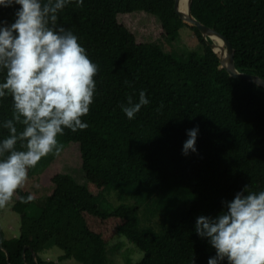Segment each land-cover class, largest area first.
I'll return each mask as SVG.
<instances>
[{"label": "trees", "instance_id": "obj_1", "mask_svg": "<svg viewBox=\"0 0 264 264\" xmlns=\"http://www.w3.org/2000/svg\"><path fill=\"white\" fill-rule=\"evenodd\" d=\"M176 1L83 0L58 14V25L78 37L98 69L93 103L82 118L88 127L60 136L61 145L79 146L86 184L51 176L54 187L39 216L30 213L35 197L19 189L8 204L20 216V234L8 239L0 226V264H107L118 234L144 253L130 264H207L215 250L195 233L196 218L216 216L245 186L264 190V88L222 69L200 31L182 21ZM18 7L0 8V21L13 22ZM192 14L230 41L238 71L264 79V0H193ZM183 28L200 44L186 61L156 45L178 41ZM141 90L150 103L129 120L120 105L129 96L138 101ZM11 118L6 96L0 123ZM195 127L197 152L184 156L186 133ZM7 135L0 127V139ZM172 185L194 201L162 232L141 230L137 207L103 211L97 202L108 188L123 187L155 192L153 202ZM29 194L33 199L22 203ZM54 246L63 251L58 260L43 259Z\"/></svg>", "mask_w": 264, "mask_h": 264}, {"label": "clouds", "instance_id": "obj_2", "mask_svg": "<svg viewBox=\"0 0 264 264\" xmlns=\"http://www.w3.org/2000/svg\"><path fill=\"white\" fill-rule=\"evenodd\" d=\"M72 3L82 6L83 0H0V8L19 6L13 22L0 21V99L12 100V118L0 123L8 132L0 139V207L24 186L29 169L60 154L57 138L65 129L88 127L82 118L93 103L97 65L78 37L57 23ZM149 103L141 90L138 101L129 96L120 108L131 120ZM198 134V127L187 131L182 155L197 152ZM20 199L27 203L33 196ZM222 204L216 216L196 218L195 233L215 250L207 264H264V190L245 186Z\"/></svg>", "mask_w": 264, "mask_h": 264}, {"label": "rangeland", "instance_id": "obj_3", "mask_svg": "<svg viewBox=\"0 0 264 264\" xmlns=\"http://www.w3.org/2000/svg\"><path fill=\"white\" fill-rule=\"evenodd\" d=\"M179 37V40L174 43L164 39L158 40L156 45L165 53L174 54L186 61L190 51L198 50L200 44L190 29L183 28ZM57 139L60 144L65 143L60 136ZM29 173L34 175L29 176L22 188L25 191H30L35 197L34 203L30 207V213L33 216H39L41 206L53 190L54 184L50 181L51 176L58 173L65 174L81 185L86 184L79 146L72 143L67 146L64 144L59 155L49 154L47 157L42 158L34 168L28 170ZM130 189L132 188H108L97 202L103 211H110L120 205L137 207L140 209L139 227L143 231H154L155 229L162 232L166 230L165 226L167 225V228H169L174 224L181 215L190 209L194 201L188 192L177 185H172L168 191L163 192L165 193L163 196L153 202L150 201L154 199L155 192L146 189ZM11 207L10 204L0 207V226L4 228L6 235L9 237L14 232L11 230L12 227L15 230L17 226L20 230V216ZM107 249V264L136 263L144 257V253L122 234L116 235ZM62 254L63 251L54 246L52 249L43 252L41 257L46 260L57 261ZM63 264L79 263L68 260Z\"/></svg>", "mask_w": 264, "mask_h": 264}, {"label": "water", "instance_id": "obj_4", "mask_svg": "<svg viewBox=\"0 0 264 264\" xmlns=\"http://www.w3.org/2000/svg\"><path fill=\"white\" fill-rule=\"evenodd\" d=\"M182 1L183 0L176 1V5H175L176 12L178 13L180 18L186 25L190 27H196L200 31L204 40L207 42V44L211 47V49L218 56L220 63H221V68L226 70L231 77L245 79L246 81L250 83H254L264 88V79L256 75L242 73L237 70L235 66V61H234V49L230 41L224 35L216 31L214 28H210L206 26L205 24H203L202 22H200L193 16L192 14L193 0H187L188 1L187 13H184L181 10ZM215 40L222 41L223 48L226 54L217 51L218 44L215 42ZM7 258H8V262L10 263V255L8 252H7Z\"/></svg>", "mask_w": 264, "mask_h": 264}, {"label": "bare ground", "instance_id": "obj_5", "mask_svg": "<svg viewBox=\"0 0 264 264\" xmlns=\"http://www.w3.org/2000/svg\"><path fill=\"white\" fill-rule=\"evenodd\" d=\"M181 10H182L184 13H187V11H188V1H187V0H183V1H182V3H181ZM215 42L218 44L217 51L226 54V52L224 51V48H223V43H222V41H220V40H215Z\"/></svg>", "mask_w": 264, "mask_h": 264}, {"label": "crops", "instance_id": "obj_6", "mask_svg": "<svg viewBox=\"0 0 264 264\" xmlns=\"http://www.w3.org/2000/svg\"><path fill=\"white\" fill-rule=\"evenodd\" d=\"M23 189H24V188H23ZM48 190H49V189H48ZM1 228L3 229V231H4V233H5V236H6L8 239L17 238V237L19 236V234H20V230H18L17 226L15 227V230H14V227L11 228V230L14 231V232H13V235H12L11 237H9V236L6 235V232H5V230H4L3 227H1ZM47 260H49V259H47Z\"/></svg>", "mask_w": 264, "mask_h": 264}]
</instances>
